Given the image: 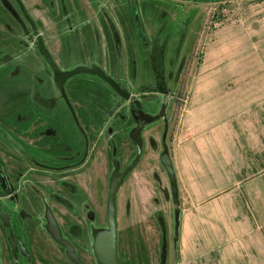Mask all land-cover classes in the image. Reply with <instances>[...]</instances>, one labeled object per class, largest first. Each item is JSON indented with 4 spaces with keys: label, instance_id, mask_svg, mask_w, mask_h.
<instances>
[{
    "label": "rangeland",
    "instance_id": "1",
    "mask_svg": "<svg viewBox=\"0 0 264 264\" xmlns=\"http://www.w3.org/2000/svg\"><path fill=\"white\" fill-rule=\"evenodd\" d=\"M41 46L62 70L100 67L130 100L90 73L60 89ZM213 91L259 102L247 123H258L257 110L264 123V0H0V171L9 181L0 202L32 258L8 238L0 208V264H76L58 236L84 264H102L96 242L111 231L110 192L120 175L118 263L179 264L188 197L178 184L175 194L162 155L180 139L187 96ZM113 123L121 126L110 134L105 124ZM250 133L255 154L264 137ZM41 204L55 231L36 210Z\"/></svg>",
    "mask_w": 264,
    "mask_h": 264
},
{
    "label": "crops",
    "instance_id": "2",
    "mask_svg": "<svg viewBox=\"0 0 264 264\" xmlns=\"http://www.w3.org/2000/svg\"><path fill=\"white\" fill-rule=\"evenodd\" d=\"M238 95L193 92L181 113L183 129L170 153L188 197L179 264H264V144L253 154L248 140L258 131L263 141V112L257 110V124L247 123L259 102Z\"/></svg>",
    "mask_w": 264,
    "mask_h": 264
},
{
    "label": "water",
    "instance_id": "3",
    "mask_svg": "<svg viewBox=\"0 0 264 264\" xmlns=\"http://www.w3.org/2000/svg\"><path fill=\"white\" fill-rule=\"evenodd\" d=\"M214 1H228V0H214ZM41 49L47 59V61L50 63V65L53 68L54 72V81L55 84L60 88L63 89L66 81L78 74V73H90V74H96L103 80H105L107 83H109L120 95L124 96L126 99H128L127 93L122 89V87L117 83V81L112 78L111 76L107 75L103 69L100 67H94V68H88L85 66H79L72 70H62L60 69L55 62L53 61L51 55L45 48V46H41ZM139 157L135 159V162L132 163V165L128 168V170L136 163ZM162 163L165 166L169 177L172 182V186L174 189L175 194L177 195V180L175 176V171L173 167V163L171 160V156L168 153H165L162 155ZM122 175L118 176L113 180L112 188L110 192V202H109V222H110V232H104L98 236L97 239V253L100 258V261L102 264H119L118 258H117V240H116V222H115V195H116V189L118 182L120 181ZM51 222L53 226H55L56 229H58V224L55 221V219L51 216ZM2 219L3 223L6 225V227L9 229L10 236L12 237L14 235L12 223H11V217L9 213L6 211H2ZM105 236H107L105 238ZM60 243H62L64 246L68 248L69 254L71 258L77 263V264H84L81 259L76 255L71 245H69L67 242L63 241L60 237H57ZM23 249V248H22ZM24 250V249H23Z\"/></svg>",
    "mask_w": 264,
    "mask_h": 264
},
{
    "label": "flooded vegetation",
    "instance_id": "4",
    "mask_svg": "<svg viewBox=\"0 0 264 264\" xmlns=\"http://www.w3.org/2000/svg\"><path fill=\"white\" fill-rule=\"evenodd\" d=\"M17 3V2H16ZM18 4V3H17ZM15 12V11H14ZM17 12H19L20 13V17H21V11L19 10V11H17ZM23 12V11H22ZM21 19V18H20ZM19 19V20H20ZM106 73V72H105ZM107 74V73H106ZM108 75V74H107ZM112 77V76H111ZM112 78H114V77H112ZM102 79V78H101ZM115 79V78H114ZM116 81H117V83L122 87V89L124 90V88H123V86L121 85V83H119L118 82V80L117 79H115ZM105 81V80H104ZM106 82V81H105ZM107 83V82H106ZM107 84H109V83H107ZM110 85V84H109ZM111 86V85H110ZM111 88H112V90H114L115 92H117L112 86H111ZM126 93H127V95L129 96L130 94L126 91V90H124ZM118 93V92H117ZM119 94V93H118ZM160 94H162V95H165V97L167 96V95H169V94H167L166 92L165 93H160ZM120 95V94H119ZM120 96H122V95H120ZM123 98H125L124 96H122ZM168 97V96H167ZM130 98V96L128 97V99ZM43 99V98H42ZM126 99V98H125ZM130 100V99H129ZM45 101H47V99L45 100ZM43 102H44V99L41 101V103L43 104ZM134 105H135V107L136 108H138V109H142V104H141V102L139 101V100H134ZM109 108V107H108ZM108 108H105V110L106 109H108ZM104 110V111H105ZM122 113L121 114H124V110L122 109V111H121ZM164 113H163V111H161V113H160V115L159 114H157L156 112L155 113H153L152 115H151V121H153L154 119H156V118H158V117H161L162 115H163ZM148 115H150V114H148ZM145 116V115H144ZM143 117V116H142ZM146 118H147V116H145ZM105 126H106V130H107V132H109L110 134L111 133H114V131H115V128H116V126H121V124H115V123H113V124H105ZM139 129V134H141V129H142V127H140V128H138ZM111 131H113V132H111ZM120 130H118L117 129V133L116 134H118V135H120V132H119ZM138 143H141V141H140V138L137 140V138H136V142H134V146H135V149H137V146H138ZM149 143L150 144H153V143H155V141H153V139L152 138H150L149 139ZM155 145V144H154ZM124 151V150H123ZM123 151H121V152H123ZM79 155V154H78ZM90 156H91V154H86L85 156H84V162H86L87 161V159H89L90 158ZM84 162L82 163V165H81V167L83 166V164H84ZM7 185H9V181H8V175H6L5 176V173H3L2 171H0V186L1 187H3V189H7L8 188V186ZM43 192H45V190H43ZM40 193V195H42V196H44L43 195V193H41V192H39ZM45 194V193H44ZM41 199H42V197H41ZM41 199H40V202H41ZM15 200H17V197L15 196L14 197V195H12V196H10V201L11 202H13V201H15ZM20 201V200H19ZM18 202V201H17ZM86 204V203H85ZM50 205H52V204H50ZM41 206H42V204H41ZM86 207H87V212H86V217H87V219L89 220L88 222H89V225L92 227V228H94V226H96V222H95V214L93 213V208H92V206L91 205H86ZM0 208L2 209V211H7L8 213H9V215H10V217H11V213H10V211H9V209H5V207L3 206V203H1L0 202ZM44 208V206H42V208H41V211L39 210V215H45V219L48 221V222H50L51 224H52V222H51V216L53 217V215L49 212V210H44L43 209ZM13 218V214H12V217H11V223H12V227H13V231H14V235L11 237L10 236V232H9V229L6 227V230H7V233H8V238H11V240L13 241V244H14V246H15V248H17V251L19 252V254H21L22 256H24V257H26L27 258V261L28 262H31L30 260H32V258H31V255H30V253H29V251H28V248H25L24 250L23 249H20V246H19V242H21V236H22V231H21V233H19L18 231H16L15 230V218L14 219H12ZM32 219H30L31 221H36V219H33V217H31ZM34 218H35V216H34ZM54 218V217H53ZM44 219V220H45ZM55 219V218H54ZM56 221V220H55ZM57 222V221H56ZM45 223V222H44ZM58 224V223H57ZM53 226V225H52ZM58 227H59V225H58ZM55 226H53V230L55 231ZM58 237H60L63 241H65V242H67L69 245H71V247L73 248V245L72 244H70V242L69 241H67L64 237H62V236H58ZM56 241H57V243L59 244V245H63L62 243H60V241L58 240V239H56ZM64 246V245H63ZM65 248H67L66 246H64ZM73 250H74V248H73ZM74 252H75V250H74ZM76 253V252H75ZM76 255H77V253H76ZM78 256V255H77ZM79 257V256H78ZM80 258V257H79ZM81 259V258H80ZM81 261H82V259H81ZM83 262V261H82ZM84 263V262H83ZM77 264V263H76Z\"/></svg>",
    "mask_w": 264,
    "mask_h": 264
},
{
    "label": "trees",
    "instance_id": "5",
    "mask_svg": "<svg viewBox=\"0 0 264 264\" xmlns=\"http://www.w3.org/2000/svg\"><path fill=\"white\" fill-rule=\"evenodd\" d=\"M202 1H214V0H202Z\"/></svg>",
    "mask_w": 264,
    "mask_h": 264
},
{
    "label": "bare ground",
    "instance_id": "6",
    "mask_svg": "<svg viewBox=\"0 0 264 264\" xmlns=\"http://www.w3.org/2000/svg\"><path fill=\"white\" fill-rule=\"evenodd\" d=\"M107 236H105V238H106Z\"/></svg>",
    "mask_w": 264,
    "mask_h": 264
}]
</instances>
